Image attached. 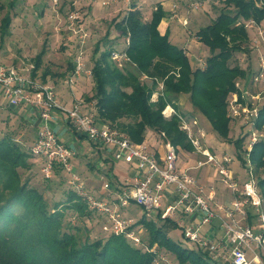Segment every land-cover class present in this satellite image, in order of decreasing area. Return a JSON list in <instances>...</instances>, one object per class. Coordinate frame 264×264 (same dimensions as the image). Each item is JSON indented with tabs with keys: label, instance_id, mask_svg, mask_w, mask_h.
I'll return each instance as SVG.
<instances>
[{
	"label": "trees",
	"instance_id": "1",
	"mask_svg": "<svg viewBox=\"0 0 264 264\" xmlns=\"http://www.w3.org/2000/svg\"><path fill=\"white\" fill-rule=\"evenodd\" d=\"M16 1L9 0L6 4L8 12L0 21L1 40L10 34ZM221 3L223 7L214 19L195 31L197 41L208 54L203 68L193 67L186 49L171 41L167 32L160 34L158 26L167 16L161 5L155 6L147 21L136 4L130 3L123 18L114 24L118 36L129 39L125 53L130 63L118 68L111 61L108 31L95 43L91 56L87 54L92 87L90 96L84 98L94 103L97 122L116 129L136 144L146 139L147 131L158 141H162L160 134L164 133L172 145L191 152L185 133L179 130V117L199 123L193 117L198 115L219 139L232 143L237 161L243 164L247 136L239 126V135L230 140L231 126L238 123L228 116L227 98L236 91L237 81L251 92L257 93L259 89L251 81L256 72L253 74L249 65L243 69L235 64V53L243 52L249 41L245 23L252 21L259 25L264 21V0H223ZM46 51L44 43L32 60L33 69L29 74L43 83L49 76L64 77L72 69V61L68 59L65 72L51 74L43 67ZM154 93L158 97L152 102ZM180 95L188 97L193 113L190 116L180 113L174 105ZM166 105L175 111L170 121H165L161 114ZM11 110L8 115L15 114ZM256 128L264 134V102ZM13 133L7 130L0 135V264H153L152 254L134 248L122 237L105 234L102 228L105 238L92 239L87 224L98 219L102 227L105 217L90 210L66 184L68 176L58 164L53 165L52 176L46 179L42 175L47 181L37 185L36 169L41 170L43 159L32 155L29 147L16 140ZM249 157L253 175L262 173L256 183L264 212V138L253 146ZM57 170L61 173L58 192L61 193L62 185L67 187L60 200H56L55 194L47 195L51 193L49 182ZM51 199L56 201L51 204ZM68 213L77 223L66 221ZM137 224L144 227L148 244H156L160 252L173 255L177 264H204L202 252L168 238V231L178 228L174 221L155 224L141 217Z\"/></svg>",
	"mask_w": 264,
	"mask_h": 264
},
{
	"label": "built area",
	"instance_id": "2",
	"mask_svg": "<svg viewBox=\"0 0 264 264\" xmlns=\"http://www.w3.org/2000/svg\"><path fill=\"white\" fill-rule=\"evenodd\" d=\"M107 6L109 0H85ZM129 5L128 0L126 1ZM71 4L65 19L68 35L78 38L75 55L72 58L73 68L65 78L69 91H73L77 81L82 77H91L92 71L85 64L86 38L81 25V14ZM58 0H53V7H58ZM197 9V6H194ZM246 28L254 25L249 21ZM186 26V22H182ZM256 25V24H255ZM261 36V34H260ZM89 39V38H88ZM87 39V41H88ZM126 47L129 39H125ZM255 44L257 42L255 41ZM125 47V48H126ZM257 48V45H254ZM110 59L118 68L130 63L122 51L112 50ZM259 70L252 77V84L264 83V56H258ZM146 80V77H142ZM242 82L235 83L236 91L227 98V113L232 121L240 124L245 130L247 140L243 149L242 167L246 178L240 183L230 168L234 157L227 154H215L203 144L204 132L199 129L196 120L187 121L179 117V130L185 133L193 153L203 158L198 166L209 165L214 168L220 183L228 189L233 199L224 205L215 201V189L207 191L200 186L188 170L178 168L177 147L166 140L161 133L163 155L159 160L152 155L145 143L136 144L123 133L97 122L93 114L81 111V102L76 101L72 107L62 106L56 96L54 87L29 75L17 71L14 67L0 63V92L7 105L12 109L26 106L42 121L29 152L43 159L41 174L46 178L52 176L54 164H58L68 178L70 186L86 206L102 216L105 221L102 231L105 234L122 237L136 249L154 256L153 264H172L165 253L160 252L156 244L150 246L145 236V229L132 218L122 215V210L135 205L142 209L143 219L155 224L163 221H174L182 237L192 250L202 252L210 264H264V212L263 199L253 175L250 163V152L253 146L264 138L256 128L261 110L262 92L251 93L241 89ZM160 90L162 85H159ZM158 93L152 95L155 102ZM64 115L77 134L94 146L99 147L113 159L132 165L135 176L117 187V196L111 202L96 198L87 191L84 182L75 172L72 160L75 152L61 142L58 136L46 125L53 119V114ZM165 118L175 115L172 106L166 105L161 112ZM237 160V159H236ZM103 189L110 191V182H105ZM217 225L215 231L206 237L202 233L205 226ZM167 255V254H166Z\"/></svg>",
	"mask_w": 264,
	"mask_h": 264
},
{
	"label": "rangeland",
	"instance_id": "3",
	"mask_svg": "<svg viewBox=\"0 0 264 264\" xmlns=\"http://www.w3.org/2000/svg\"><path fill=\"white\" fill-rule=\"evenodd\" d=\"M8 1L9 0H0V6H2V9H0V21L3 18V16L8 12V8L6 7ZM126 1L127 0H109L107 6H101L98 3H93L92 5H90L91 7H89L88 9L90 3H88L85 0H58L59 6L56 8L53 7V0H17L15 2V6L12 9V13H11L12 23L9 29L10 34L5 39L3 40L0 39V63L2 62V64L6 66L21 67V69L27 68L33 64L32 63L33 58L41 50L43 44L46 43L47 51L44 57L43 67L47 68L51 74H60L65 72L67 61L68 59L69 60L71 59L72 61V58L75 55L77 42H78V38L76 36L68 35V32H70L67 31L66 29L68 27V23L66 22L65 25V19L69 13L70 6L73 2H75L76 3L75 7L79 10L81 14L82 28H84V31L88 36L86 38L87 43L85 47V56H86L85 64L86 67L89 68L88 66H90V64H89V59L87 58V54H90L91 56L95 43L104 36L106 31L109 32V40H110L109 42L112 43L111 46L109 47L111 50L122 51L125 49L126 38L118 36L117 30L116 28H114V24L116 22H119L123 18V16L126 14V8L130 5V3H132V0H129L128 1L129 5L127 6ZM194 3L195 5H193L192 8L188 9L187 11L189 17L193 19L196 16L198 21L197 24L192 27L193 30L190 28L189 30H187V34L190 39L195 38V31L198 30L200 27L210 23V21L213 20L216 14L218 13L219 9L223 7L222 3L220 4L216 3L213 5L211 10L208 9L207 11H205L201 7L202 5H199L201 3L200 0H194ZM194 6H197V9H195ZM142 16L143 18H147L149 20L150 10L145 9L144 14ZM173 19H176V17H174ZM249 23L250 22L248 21L245 23V25H248ZM250 25L251 26L246 29L247 30L249 29L248 33L251 35L252 38L251 44L248 42L246 45H244L245 49L243 52L235 53V58H236L235 64H239L242 68H246L248 65L251 66L254 74L255 72H257V70H259V64H258V60L256 59V55L264 56V43H263L264 27H260V29H257V25L255 24L254 25L250 24ZM180 26L185 27L182 25V22ZM257 37L263 40L261 42L259 41L261 43V46H259L258 50L252 44L253 39L257 42ZM195 39L197 40V38ZM198 50L199 51L197 53L196 52L194 53L195 58H192L193 56L191 57V54L188 55V57L193 67L203 68L205 58L207 57L208 54L204 46H201ZM22 73L29 75L25 70L22 71ZM48 79L50 81H53V78L51 77H49ZM36 80L39 81L40 79L37 78ZM64 80H65V76L61 77V79L57 78V80L53 82L63 85ZM90 84H91V79L89 80V85ZM89 85L88 82L87 84L86 83L84 84V87L85 88L88 87V89L83 90L84 94L82 97L88 96L87 92L88 94L91 92L88 91L90 90ZM245 88L246 85L241 86V89H245ZM258 88L259 89L256 92L262 91V95L264 96V83L258 84ZM261 102H264V98ZM174 105L177 106L178 110L180 109L179 110L180 113L185 114L186 116L187 115L190 116L191 114H193L189 109L187 96H181L180 99L178 98L177 101L174 103ZM172 117L170 118L163 117V118L165 121H170ZM193 117L197 118L199 122L198 123L199 129H201L202 131L204 130V132L206 133V136L202 141L204 146L208 148L209 151L212 153L218 155L227 154L228 156L234 157V161L232 162L231 166L235 171V173H238L240 178L244 179L245 178L244 168L239 163V161L236 160V155H235L236 151L232 143L225 142L219 139L211 131L210 126L203 118H201L198 115ZM22 125L23 124H20L19 121L16 119V115L13 114H11V116L8 115L6 108L4 109L3 112L0 111V135L5 134L7 130H13L15 132L16 129H21ZM239 126L241 127L240 124H236L234 127L231 126V130L229 134V138L231 141H234L236 139V136L239 135V131H238L240 129ZM24 131H25V135L22 141L24 144H29L32 137L31 129L28 130L25 128ZM242 135H245L244 132L242 133ZM155 142H157V144L159 142L157 137ZM157 144L155 147H157ZM191 157H194L192 159H195L197 161L199 160L203 161V158L196 157L195 154L194 155L191 153L189 154L187 152H184L183 150L179 151V159L183 163L185 161L186 162L190 161ZM119 165L120 164H118L117 166ZM207 167L210 168L209 165H205L199 168V170L202 168L207 169ZM36 171H38V176H39V177L37 176L39 179L36 184L42 185L43 183H45L44 181L47 180L42 177V174L38 169H36ZM117 174L118 176L120 175L119 172ZM90 175L92 177L90 178V181H88V188L93 189L95 193L88 190V188H86V190L93 193L95 197L98 196V198H100V195L104 193L101 191V186H100L101 180L98 176H95L94 173ZM259 175L262 176V173L261 172L255 173L254 175L255 179ZM105 179L106 178H103L104 181L111 182L110 179L108 180ZM66 189L67 187L62 185V191L60 190L61 193L60 192L57 193L56 200H60L64 198ZM100 192L102 193L100 194ZM56 200L51 199L50 200L51 202L49 200L48 201L52 204ZM126 211L127 214L126 216L125 215L124 216L128 218H132L134 220L136 219L139 220L138 218H141L143 216L142 209L137 206L131 205L128 207ZM66 221L71 223H77V221H75L71 213L67 214ZM87 225L88 228H90L91 230L90 236L92 237V239L105 238V235L101 231V223L98 219H95L94 222L88 223ZM167 235L171 241L175 243H180L187 248L188 244L185 243L182 237V233L178 228L170 229ZM145 236L147 237L146 231H145ZM165 256L168 257L169 259L168 261H170L172 264H177V260L174 258L173 255L165 254ZM204 258H205L204 261H201V263L210 264L208 259L206 257Z\"/></svg>",
	"mask_w": 264,
	"mask_h": 264
},
{
	"label": "crops",
	"instance_id": "4",
	"mask_svg": "<svg viewBox=\"0 0 264 264\" xmlns=\"http://www.w3.org/2000/svg\"><path fill=\"white\" fill-rule=\"evenodd\" d=\"M200 1L201 3L199 5H202L201 7L205 11H207L208 9L211 10L214 4L216 3L220 4L223 0H200ZM132 3L136 4V6L142 11V14H144L145 9H149L150 16L155 6L157 4L161 5L163 10L166 12L167 16L161 20L160 25L158 26V30L160 34H165L167 32L169 34V39L171 41H173L174 43H179L181 48L186 49L187 55L191 54V57L193 56L192 58H195L194 53L195 52L197 53L199 51L198 49L202 45L197 42V40L195 39L196 37L190 39L187 34V30H189V28L192 29V27L195 26L198 22L196 16L192 19L191 17L188 16V12H187L188 9H191L192 6L195 5L194 0H132ZM172 15L174 16L172 17ZM174 17H176V19H173ZM144 19L149 21L147 18H144ZM183 21L186 22V26H189V27L180 26L181 22ZM260 27H264V21L261 22L259 25H257V29H260ZM248 35H249L248 42L251 44L252 38L249 33ZM253 40H252V44L257 45V50H258L259 46H261L260 42L263 40L257 37V44H255V40L254 41ZM258 56L256 55L257 60H258ZM11 67H14L17 71L21 73L22 71L25 70L30 75L33 69V65H30L29 67L22 68V69L21 67H17V66H11ZM72 68H73V64H72ZM70 71L65 73V78L69 74ZM49 77H47L46 82L44 83L50 84L52 87H54L58 101L62 106L70 108L72 107V105L76 103L77 100H79L81 102V111L84 114L94 115V103L92 101H87L85 100L84 97H82L84 94L83 90L88 89V87L86 88L84 87V84L85 83L87 84L88 82V85H89V80L91 78L82 77L79 81H77L76 86L73 88V91H69V88L65 84V80L63 82L64 84L62 85V84H57L53 82L57 79H53V81H50L48 79ZM59 78L61 79V77ZM91 87L92 85L90 84L89 85L90 90L88 91H91ZM90 94L91 93L88 94L87 92L88 96H90ZM181 96H185V95H180L179 99L181 98ZM5 108L7 109V112L9 109H12L7 105V102L3 99V97L1 96V92H0V111L3 112ZM12 112L15 113L14 115H16V119L19 121V123L23 124L21 129L15 128L16 131L13 134L17 136L16 140L23 143L22 140L25 135L24 129L25 128L28 130L31 129L32 137H31L30 143L29 144L23 143L24 145H27L28 147H30L35 139L38 129L42 125V121L39 118H37V115L33 114L26 106H21L17 109H13ZM46 125L58 136L61 142H63L67 147H69L75 152V157L72 161L73 167L75 169V172L80 177L81 181L84 182L85 188H88V181H90V178L92 177L90 174L94 173L95 176H98L100 178L101 191L104 192L103 194H101L102 192H100L101 194L100 199H104L108 202H111L117 196V192L115 189H117V187H119L120 184H122L124 181H127L129 179L131 180L135 176V169L132 165L117 161L113 159L112 155L107 154L105 151H103L99 147L94 146L93 144H90L85 139V137L74 132V130L71 128L69 124L68 119L64 115L59 114V113H54L53 119L50 121H47ZM204 134L206 136L205 132ZM155 141L156 140H155V137L153 136V133L151 131H147L146 139L142 143H145L148 147L149 152L152 155H154L157 160H159L161 156L163 155V145H162V141H159L158 144ZM156 144H157V147H155ZM177 149H178L177 151L178 168H180L181 170H188L189 173L197 180L198 184L205 188V191H207L208 187L213 186L216 192L215 201H217L220 204H224V205L230 204L233 199V196L231 192L220 183L216 170L212 167L210 168L207 167V169L202 168L199 170V168H201L202 166L199 167L198 164L201 163L202 161L201 160L197 161L195 159H192L194 157H191L190 161L188 162L185 161L183 163L179 159V151H181L182 149H180L179 147H177ZM187 153L189 154L191 153L194 155L193 150ZM196 157H200V156L196 155ZM118 164L120 165L117 166ZM230 168L235 174V177L237 178V180L240 183H242L245 180L246 175L244 179H241L238 173H235L231 165H230ZM115 170H117L120 173L119 176L117 174L118 172ZM59 174L61 175L60 171L57 170L55 172V176H53V179L51 180V182H49L51 193H47V195L55 194V196H57L56 192H58V184L60 181ZM103 178H106L107 180L108 179L111 180L110 182L111 190L110 191L103 189V185L105 184V182H108V181H104ZM88 190L94 192L93 189L88 188ZM96 198H98V196H96ZM132 206H135V205H132ZM127 209L128 207L122 210L121 212L122 215L126 216ZM135 221H137V219ZM217 230H218L217 225L213 224L212 226H205L202 230V233L204 234V236L208 237L212 235V231H215V233H217L216 237L218 238L220 234L219 232H217Z\"/></svg>",
	"mask_w": 264,
	"mask_h": 264
}]
</instances>
